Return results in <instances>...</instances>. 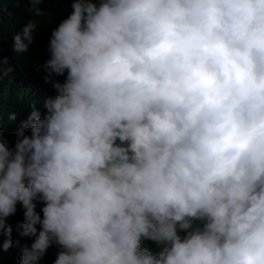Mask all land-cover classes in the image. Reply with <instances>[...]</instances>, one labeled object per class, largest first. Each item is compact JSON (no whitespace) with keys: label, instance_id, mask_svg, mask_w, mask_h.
<instances>
[{"label":"clouds","instance_id":"obj_1","mask_svg":"<svg viewBox=\"0 0 264 264\" xmlns=\"http://www.w3.org/2000/svg\"><path fill=\"white\" fill-rule=\"evenodd\" d=\"M48 52L0 129L3 251L20 204L22 264H264V0H71Z\"/></svg>","mask_w":264,"mask_h":264},{"label":"trees","instance_id":"obj_2","mask_svg":"<svg viewBox=\"0 0 264 264\" xmlns=\"http://www.w3.org/2000/svg\"><path fill=\"white\" fill-rule=\"evenodd\" d=\"M43 15L36 17L29 9L27 0H0V59H6L3 68L11 67L13 71L0 80V129L14 145L16 133L21 121L28 118L34 110L44 113L43 101L48 95H55L50 83H45V72L42 65L50 58L48 52L49 38L62 19L71 12V0H43L39 5ZM29 19L37 22L34 41L27 52L17 53L14 50V37L22 33V29ZM50 21V22H49ZM65 76L57 77L63 83ZM15 113L16 120L10 121L9 114ZM37 212H41V205H37ZM24 209L17 204V212L9 217L12 226L11 239L13 247L2 250V241L7 237L0 236V264H22L23 248L30 247L34 240L22 236ZM38 232L40 226L37 225ZM19 242L18 244L16 242ZM57 247L51 246L38 264H54L57 258Z\"/></svg>","mask_w":264,"mask_h":264}]
</instances>
